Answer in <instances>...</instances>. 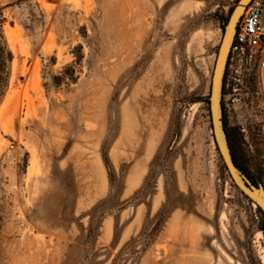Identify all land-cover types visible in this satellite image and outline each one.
<instances>
[{"label": "rangeland", "instance_id": "374dc122", "mask_svg": "<svg viewBox=\"0 0 264 264\" xmlns=\"http://www.w3.org/2000/svg\"><path fill=\"white\" fill-rule=\"evenodd\" d=\"M233 11V10H232ZM226 0H0V264H264L215 144ZM223 113L264 187V77ZM253 144L254 151L248 147Z\"/></svg>", "mask_w": 264, "mask_h": 264}, {"label": "water", "instance_id": "95a60500", "mask_svg": "<svg viewBox=\"0 0 264 264\" xmlns=\"http://www.w3.org/2000/svg\"><path fill=\"white\" fill-rule=\"evenodd\" d=\"M247 0H239L233 9L227 25L225 26L223 39L219 47L217 60L212 77L211 93L209 96L210 115L215 144L223 159L225 167L235 183L236 187L245 195L253 205L259 208L264 216V187L253 184L236 165L224 124L223 113V84L227 68L229 53L233 43L239 14L245 10Z\"/></svg>", "mask_w": 264, "mask_h": 264}, {"label": "built area", "instance_id": "2783aa9c", "mask_svg": "<svg viewBox=\"0 0 264 264\" xmlns=\"http://www.w3.org/2000/svg\"><path fill=\"white\" fill-rule=\"evenodd\" d=\"M238 1L226 0L230 11ZM250 71L264 77V0H250L237 23L227 63L229 105L240 103L244 75ZM248 147L254 151L249 141Z\"/></svg>", "mask_w": 264, "mask_h": 264}, {"label": "trees", "instance_id": "16d2710c", "mask_svg": "<svg viewBox=\"0 0 264 264\" xmlns=\"http://www.w3.org/2000/svg\"><path fill=\"white\" fill-rule=\"evenodd\" d=\"M0 38L3 39L1 36ZM13 59V54L10 50L7 49V47H2L0 43V104L5 96L6 90L9 85V72L8 70V64L11 62ZM225 82V80H224ZM207 102L209 104V98L207 99ZM224 124H225V129L227 132L228 140H229V145L232 150V155L234 158V161L238 168L243 171L244 173L246 172V168L244 166L245 163V154L243 152L242 148V140L241 137L238 136L236 133H232L231 130L228 128V125L225 121L224 118ZM227 170V169H226ZM243 194V193H242ZM245 199L248 200L250 203H252L245 195ZM258 213L261 215V221H260V227L261 230L264 233V216L259 208H257Z\"/></svg>", "mask_w": 264, "mask_h": 264}, {"label": "bare ground", "instance_id": "6f19581e", "mask_svg": "<svg viewBox=\"0 0 264 264\" xmlns=\"http://www.w3.org/2000/svg\"><path fill=\"white\" fill-rule=\"evenodd\" d=\"M249 2H250V0H247V1L245 2V4H248ZM243 12H244V10L241 11V13L239 14V17L243 14Z\"/></svg>", "mask_w": 264, "mask_h": 264}]
</instances>
